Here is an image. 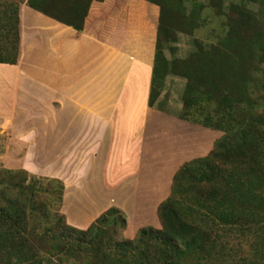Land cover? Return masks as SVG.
Wrapping results in <instances>:
<instances>
[{
  "label": "trees",
  "instance_id": "1",
  "mask_svg": "<svg viewBox=\"0 0 264 264\" xmlns=\"http://www.w3.org/2000/svg\"><path fill=\"white\" fill-rule=\"evenodd\" d=\"M105 1L0 0V64L20 60L23 3L86 32L93 3ZM143 1L159 8L148 105L166 113L167 78H184L177 117L210 130L203 151L171 175L158 225L134 234L117 207L77 228L61 211V179L0 168V264H264V0ZM106 3L102 24L110 13L138 17L143 8ZM207 8L221 22L213 39L194 38L187 57L169 58L179 33L204 26Z\"/></svg>",
  "mask_w": 264,
  "mask_h": 264
},
{
  "label": "crops",
  "instance_id": "2",
  "mask_svg": "<svg viewBox=\"0 0 264 264\" xmlns=\"http://www.w3.org/2000/svg\"><path fill=\"white\" fill-rule=\"evenodd\" d=\"M106 2L93 3L86 32L23 3L20 60L0 64V127L12 133L14 150L45 158L48 175L64 182L62 209L80 229L119 196L133 205L138 198L158 205L167 197L173 174L161 150L167 125L210 134L148 105L159 8L137 0L138 17L110 13L102 24ZM108 171H114L110 177ZM88 186L92 192L84 197L92 207L74 206ZM93 204L104 207L97 211Z\"/></svg>",
  "mask_w": 264,
  "mask_h": 264
},
{
  "label": "rangeland",
  "instance_id": "3",
  "mask_svg": "<svg viewBox=\"0 0 264 264\" xmlns=\"http://www.w3.org/2000/svg\"><path fill=\"white\" fill-rule=\"evenodd\" d=\"M232 1H239V0H232ZM207 3V1H206ZM251 8H254L252 6ZM132 14H130V17H132ZM203 17L207 20L205 21L204 26L196 31L194 36H190L189 34L185 33H179L178 34V42L176 43L177 50L174 51V53H171L169 50L166 51L167 56L169 58H185L187 57L193 50H194V38H199L200 40H211L212 38V31L216 28H218L220 22V19L213 16V13L209 8H207L204 13ZM185 79L181 77L176 76H169L166 81V88L162 95V97H165L167 95V114L169 115H178L182 108V95L185 90ZM157 110V109H156ZM6 112V111H4ZM1 115V117H5L4 114ZM166 133L169 137H166L165 139L164 147L161 146L162 153L165 154L166 160L169 162V168L171 169V172H175L176 169L182 165L184 162L189 161L192 157H197L200 155V153L203 151L201 149L200 145L201 142L203 144L207 143V140L203 138L207 137L206 132H194L193 130L190 131H183L182 127H176L175 129L168 127ZM12 133L4 129L3 127H0V168H6L9 170H25L29 177L36 176V177H48V178H56L51 177L48 175V172L46 171V160L45 158L41 157H26L25 151L20 150H14V141H10L12 137ZM193 140H192V139ZM198 140V143L197 141ZM203 140V141H202ZM11 143L12 149H8V145ZM172 156H169L171 155ZM104 160V159H103ZM25 164V165H23ZM34 165V168L37 171L33 172L30 171L26 166H32ZM36 165V166H35ZM25 166V167H23ZM32 168V167H29ZM41 168L43 170H41ZM114 171L110 172L108 171V175L110 177V173L112 174ZM98 175H101V170L98 171ZM121 175V174H120ZM73 192H78L79 190L72 189ZM97 192L101 193L103 191V187L99 186L96 189ZM92 192L91 187H86L81 190V196L74 197L72 201L74 200V206L76 203L81 204L83 206L82 209L85 208H91L92 206L86 205V201L89 200L85 198V195H89ZM100 195V194H98ZM130 197V196H129ZM99 198V196H98ZM81 200L80 202L76 200ZM97 201V197L95 198ZM116 202V204H109V206H105L107 208L110 207H117L120 210H122L125 215L127 216V219L131 222L132 225V234H134L138 228L145 225H151L156 226L158 225L157 216H156V207L157 204H148L147 202H142L141 200L136 199V204H132L128 198H119L112 199ZM93 201H95L93 199ZM85 205V206H84ZM94 207H98L97 211L104 207L103 204H100V206L94 205ZM107 208L104 210L106 211ZM62 213H64L63 209H61ZM82 211V210H80ZM96 212V211H95ZM94 212V213H95ZM65 214V213H64ZM78 214V213H77ZM102 214V213H101ZM66 215V214H65ZM67 216V215H66ZM94 221V219H93ZM92 221V222H93ZM135 230V231H134Z\"/></svg>",
  "mask_w": 264,
  "mask_h": 264
}]
</instances>
